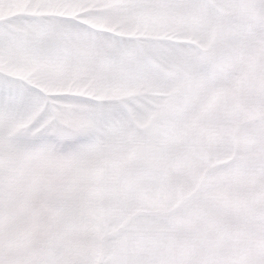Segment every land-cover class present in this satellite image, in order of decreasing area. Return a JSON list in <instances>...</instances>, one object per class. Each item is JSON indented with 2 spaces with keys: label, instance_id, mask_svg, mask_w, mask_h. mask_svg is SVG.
Instances as JSON below:
<instances>
[{
  "label": "snow or ice",
  "instance_id": "snow-or-ice-1",
  "mask_svg": "<svg viewBox=\"0 0 264 264\" xmlns=\"http://www.w3.org/2000/svg\"><path fill=\"white\" fill-rule=\"evenodd\" d=\"M0 264H264V0H0Z\"/></svg>",
  "mask_w": 264,
  "mask_h": 264
}]
</instances>
